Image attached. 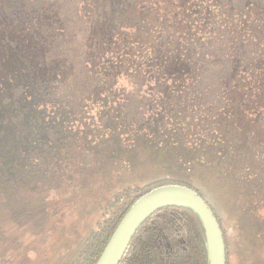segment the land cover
<instances>
[{"label":"trees","instance_id":"trees-1","mask_svg":"<svg viewBox=\"0 0 264 264\" xmlns=\"http://www.w3.org/2000/svg\"><path fill=\"white\" fill-rule=\"evenodd\" d=\"M263 12L264 0H0V138L23 141L16 163L0 164L1 186H90L115 167L126 150L119 139L134 127L168 129L169 143L179 131L171 145L194 171L215 135L224 139L246 77L261 85L264 128ZM258 164L253 179L262 182L264 156ZM168 183L203 196L177 177L120 188V206L90 232L80 264H96L132 204ZM119 264H210L199 214L185 205L157 210Z\"/></svg>","mask_w":264,"mask_h":264},{"label":"rangeland","instance_id":"rangeland-1","mask_svg":"<svg viewBox=\"0 0 264 264\" xmlns=\"http://www.w3.org/2000/svg\"><path fill=\"white\" fill-rule=\"evenodd\" d=\"M258 37L264 48V12ZM253 78L235 87L225 137L215 133L216 147L199 152L194 171L178 163L181 153L171 145L179 142V131H171L169 143L168 129L134 127L119 139L126 150L111 161L115 167L90 186L48 191L0 184V264H80L90 232L121 204L114 201L116 191L162 177L190 180L216 210L228 237L229 264H264V181L253 179L264 156V128L261 85ZM187 138L191 134L182 133L181 140ZM22 144L0 138V164L12 167Z\"/></svg>","mask_w":264,"mask_h":264},{"label":"water","instance_id":"water-1","mask_svg":"<svg viewBox=\"0 0 264 264\" xmlns=\"http://www.w3.org/2000/svg\"><path fill=\"white\" fill-rule=\"evenodd\" d=\"M169 205L193 208L206 231L210 264H228L225 236L212 207L195 189L179 183L163 184L140 196L113 231L96 264H119L141 225Z\"/></svg>","mask_w":264,"mask_h":264}]
</instances>
